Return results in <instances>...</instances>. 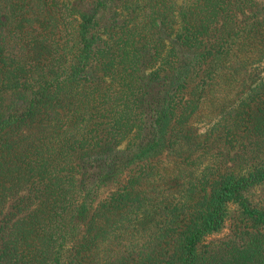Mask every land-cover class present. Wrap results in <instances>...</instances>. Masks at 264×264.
<instances>
[{
    "label": "trees",
    "instance_id": "obj_1",
    "mask_svg": "<svg viewBox=\"0 0 264 264\" xmlns=\"http://www.w3.org/2000/svg\"><path fill=\"white\" fill-rule=\"evenodd\" d=\"M262 61L264 0H0V264H264Z\"/></svg>",
    "mask_w": 264,
    "mask_h": 264
},
{
    "label": "rangeland",
    "instance_id": "obj_2",
    "mask_svg": "<svg viewBox=\"0 0 264 264\" xmlns=\"http://www.w3.org/2000/svg\"><path fill=\"white\" fill-rule=\"evenodd\" d=\"M257 71L259 73V75H263L264 74V61H262L257 68ZM155 214L154 211L151 208H148L147 211L144 213V215H142V217H140V228H139V234H140V238H139V242H143L146 239V235L148 234L149 231V227L151 226V224L154 222L155 220ZM142 219L144 220L145 223H142Z\"/></svg>",
    "mask_w": 264,
    "mask_h": 264
}]
</instances>
